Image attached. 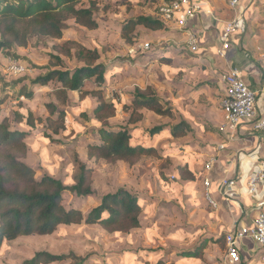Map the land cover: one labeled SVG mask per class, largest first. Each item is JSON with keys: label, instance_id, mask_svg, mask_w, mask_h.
I'll return each mask as SVG.
<instances>
[{"label": "rangeland", "instance_id": "rangeland-1", "mask_svg": "<svg viewBox=\"0 0 264 264\" xmlns=\"http://www.w3.org/2000/svg\"><path fill=\"white\" fill-rule=\"evenodd\" d=\"M90 1L86 0L84 6L89 7ZM93 1L97 3L95 16L100 24L98 29L88 30L70 20L68 22L70 30L62 39L34 38L30 46L19 48V53L36 64L45 65L50 63V53L61 55L54 46L66 45L75 49L76 45L69 42L72 40L88 48L98 49L101 53L98 62L105 64L109 72L113 71L110 81L105 83L103 89L105 100L117 105L116 116L109 121V125L116 129L141 126L150 130L164 127L155 141L158 155L145 156L134 165L123 161L108 162L89 158L88 150L75 139L84 134L86 129L76 132L73 129V119L86 108H94L97 99L89 95L81 101L78 94L70 93L67 129L57 135L52 133V136L60 141L40 139L39 135L42 132L49 131L41 124L26 139L28 155L24 161L36 169L38 177L51 175L63 180L67 186L75 183L81 167L86 165L92 171L95 195L77 197L67 191L64 194L66 207L84 209L87 217L91 209L97 205L99 198L126 189L139 196L142 202L141 227L129 232L111 233L97 223L61 225L49 235L22 236L14 241H5L0 248V264H23L39 252L64 256L62 261L52 264H195L193 258H188L186 262L182 261V258L186 250L195 249L202 242L194 228L204 224L197 223L196 219L201 217L200 208L207 207V202L204 193L202 197L195 195V184L191 185L183 178L188 176V173H182L180 166H188L187 163L190 162L197 179L199 172L194 169V163L195 161L200 163L205 175L206 159L196 156L198 147V150L197 148L193 150L192 141H196V137L190 135L188 138L173 139L162 134L168 132L171 125L183 121L180 111H174L171 117H162L148 110H139L144 117L133 125L129 123L132 108L127 109V106L132 104L136 88L151 87L165 102L173 108L180 109V105H183L186 99L180 97L178 93L179 77L182 78L183 74L177 68H183L185 58L189 59L196 54L188 53L185 45L177 43L179 46H172L164 32H151L143 26L137 27L140 36L135 45H130L122 38L121 31L125 21L140 14H150L157 5H149L146 0ZM222 4L227 9L230 0L229 3ZM241 6L244 8L247 37L258 36V40L264 44V0H243ZM239 10L240 7L235 9L236 12ZM153 34L159 35H155L158 39H153ZM169 50L174 56L172 61L161 60L160 56ZM61 56L65 61L64 70L82 66V63L72 57ZM10 62L19 64L18 61L4 56L0 63V73L5 74L8 80L25 75L36 78L40 73L38 70L24 67L21 73L14 74L9 70ZM187 81L192 85L199 82L195 79ZM26 84L34 88V97L32 100L21 97V100L46 118L49 115L46 103L56 101L52 93V83L45 87L31 86L29 81ZM94 88L95 84L92 81L85 84L86 90ZM12 94L13 92L3 106L0 121L7 112L17 106L18 102ZM90 117L93 118V115ZM78 118L84 123L85 128H93L94 124L90 120H84L81 115ZM13 128L25 129L16 123L13 124ZM200 145L205 146L203 143ZM200 200L203 201L202 206H199ZM221 247L225 249L224 242L223 245L221 243Z\"/></svg>", "mask_w": 264, "mask_h": 264}, {"label": "trees", "instance_id": "trees-1", "mask_svg": "<svg viewBox=\"0 0 264 264\" xmlns=\"http://www.w3.org/2000/svg\"><path fill=\"white\" fill-rule=\"evenodd\" d=\"M85 1L0 0V63L4 56L18 61L19 65L25 68L40 72L36 78L25 75L10 80L0 73V114L12 92L18 102L0 121V248L5 241H14L22 236L52 234L61 225L97 223L111 233L129 232L141 227L142 202L139 196L126 189L99 198L87 217L84 209L66 207L64 194L67 191L77 197L95 195L92 171L86 165L81 167L75 183L67 186L63 180L51 175L38 177L36 169L24 161L28 155L26 139L41 124L49 131L42 132L40 139L60 141L54 138L52 133L57 135L67 129L70 93L78 94L81 101L89 95L97 99L94 108H86L80 114L84 120H90L94 124L93 128H85L78 118L80 115L73 119V129L76 132L86 129L84 134L75 139L88 150L89 158L108 162L123 161L134 165L145 156L158 155L155 141L164 127L150 130L141 126L116 129L109 125V121L116 116L117 105L105 100L103 89L105 83L110 81L113 71L109 72L105 64L98 62L101 58L98 49L88 48L73 40L69 42L76 45L75 49L66 45L54 46L61 55L82 63V66L72 70H64L65 61L60 54L50 53V63L39 65L19 53V48H27L34 38L62 39L70 30V20L88 30L98 29L100 24L95 16L97 3L91 0L90 6L86 7ZM161 1L146 0L149 5H157L154 11L147 15L133 16L125 21L121 36L127 43L135 45L138 41V26H143L148 31H169L167 22L158 15ZM175 33L179 39L181 32L177 30ZM160 59L172 61L166 54H162ZM28 81L31 86L45 87L51 83L53 85L52 93L56 101L46 103L49 114L46 118L21 100V97L27 100L34 97L35 90L27 86ZM89 81L95 84L93 90L85 89V84ZM206 83L208 82L201 84ZM16 87H19L18 90H15ZM131 105H128L127 109L132 108L129 123L133 125L144 117L139 110H148L162 117H171L174 112V108L151 87L136 88ZM91 114L93 118L90 117ZM15 123L25 129L13 128ZM190 131H193L191 125L181 121L171 125L170 130L162 134L177 139L186 136ZM187 164L188 166H180V170L182 173H188V176L183 178L193 185L196 176L190 162ZM215 242L223 245L225 236ZM206 245L207 241L203 240L195 249L186 250L184 256L202 258ZM63 259L64 256L39 252L23 264H52Z\"/></svg>", "mask_w": 264, "mask_h": 264}, {"label": "crops", "instance_id": "crops-1", "mask_svg": "<svg viewBox=\"0 0 264 264\" xmlns=\"http://www.w3.org/2000/svg\"><path fill=\"white\" fill-rule=\"evenodd\" d=\"M191 2L202 7L197 16L187 21L186 25L180 24L179 21L167 23L170 29L165 31L164 35L170 40L172 46L179 43L186 46L188 53L196 54L189 59L185 58L183 68H177L183 74L182 78L179 77L178 93L186 101L180 105V109L174 108V111H180L183 121L190 124L193 130L191 134L179 139L188 138L190 135L196 137V141H192L193 150L198 147L199 151H196V156L205 157L206 161L210 156L217 155V163L212 172V191L214 198L219 202V207L214 209L207 203L206 206L209 209H205L207 207L204 206L200 208L202 215L196 220L197 223L203 222L204 224L194 229L202 241L203 239L207 241V245L203 250L202 258L193 259L196 261L195 264H219L218 261L225 249L215 240L225 236L234 226L252 224L258 211V202H264V188L260 189L256 199L245 194L248 177L264 159V137L253 130L250 124H242L233 140H229L228 136L221 131V126L225 121L221 100L226 89L222 77L232 69H238L246 81L260 91L259 112L264 113V91L262 90L264 44L258 40V36L248 38L247 30L245 32L236 31L231 35L229 47L223 51L224 56L220 55L219 51L222 49L220 37L225 22L233 20L232 18L238 16L239 12H236L230 5L227 9L224 7L222 2L229 3V0H191ZM179 18H184V12ZM177 30L181 32L179 39L175 36ZM190 30L198 35V50L194 52L186 44V35ZM157 32L162 33V31ZM155 35L157 34H153V37L159 36ZM164 54L171 58L174 57L170 50ZM188 79H195L199 82L194 86L191 82L188 83ZM201 82L208 83L202 85ZM201 143L205 146L201 147ZM222 144L225 145V149L218 151V146ZM202 168L200 163L195 161L194 169L199 172L194 183L196 196L204 193ZM224 175L233 176L239 181L234 194L235 204L227 202L218 193V184ZM199 203V206H202L203 201L200 200ZM240 253L241 264H264L257 246L250 239L242 241ZM187 259L188 257L184 256L182 261L186 262Z\"/></svg>", "mask_w": 264, "mask_h": 264}, {"label": "built area", "instance_id": "built-area-1", "mask_svg": "<svg viewBox=\"0 0 264 264\" xmlns=\"http://www.w3.org/2000/svg\"><path fill=\"white\" fill-rule=\"evenodd\" d=\"M243 0H230L233 9L240 7L238 16L225 22L220 44L222 49L219 54L224 56L223 51L229 47L231 35L236 31L245 32L247 25L244 19V8L241 6ZM201 6L192 4L191 0H162L159 4L158 15L167 23L186 25L187 21L194 19ZM184 12V18H179ZM186 44L191 51L198 50V35L192 30L187 32ZM149 44H147V49ZM11 59V58H10ZM13 60V59H12ZM9 70L14 74L21 73L24 67L17 62H10ZM226 89L221 100V108L225 113V121L221 126L229 140H233L242 124H250L251 128L264 137V113L259 112L260 91L252 87L242 76L238 69H232L222 77ZM264 82V66H263ZM262 90L264 91V83ZM225 145L218 146V151H223ZM217 163V155H212L206 161L203 177L204 197L207 203L214 209L219 207V202L214 198L212 191V172ZM239 181L233 177L224 175L218 184V193L227 202L236 203L234 194L237 191ZM264 188V159L260 161L259 167L254 170L247 179L245 194L256 199L260 189ZM258 211L254 221L250 225L234 226L225 234V251L220 258L219 264H241L242 257L240 249L244 239H250L258 248L261 261L264 263V202H258Z\"/></svg>", "mask_w": 264, "mask_h": 264}]
</instances>
